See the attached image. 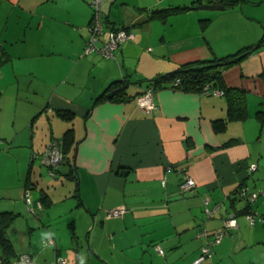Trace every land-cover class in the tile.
Masks as SVG:
<instances>
[{"label": "crops", "instance_id": "0c3cea01", "mask_svg": "<svg viewBox=\"0 0 264 264\" xmlns=\"http://www.w3.org/2000/svg\"><path fill=\"white\" fill-rule=\"evenodd\" d=\"M90 1L0 0V216L11 217L0 262L27 253L34 264H189L233 214L199 264H264V221L244 217L249 206L264 215V0H228L212 15L195 7L216 0H102L100 41L112 27L134 35L108 58L84 52ZM168 7L188 9L152 15ZM244 47L221 70L244 115L230 114L227 94L170 80L156 85L154 109L137 105L148 80ZM52 139L67 161L51 170ZM186 178L193 191L180 190ZM240 185L258 193L252 204ZM120 205L122 216H106Z\"/></svg>", "mask_w": 264, "mask_h": 264}, {"label": "built area", "instance_id": "2783aa9c", "mask_svg": "<svg viewBox=\"0 0 264 264\" xmlns=\"http://www.w3.org/2000/svg\"><path fill=\"white\" fill-rule=\"evenodd\" d=\"M102 0H91L90 5L92 9V16L89 23V36L86 40L84 52L90 53L92 51H96L100 53L103 58H108L114 56V50L124 41L128 39H132L134 37L133 33L124 28H115L111 29L107 35L106 40L100 41V35L103 31V20H102V8H101ZM100 43V44H99ZM179 78H175L173 81L174 87H178ZM203 94H214L219 95L223 94V91L218 88H212L209 84H205V86L201 89ZM155 89L153 87L146 88L141 94L136 96L137 105L140 108L151 110L154 109V97ZM62 152L59 148L58 142L55 140L51 141L46 149L43 156V160L53 167H56L62 162ZM256 165H252V170L255 169ZM195 186V182L192 178H186L179 184V188L182 192L193 191ZM237 195L240 198H243L247 201L248 205L252 204L257 198L258 193L255 191H250L247 186L240 185L236 191ZM26 201L29 203L30 198L28 192L25 193ZM209 197H204L203 202L205 205V213L206 216H210V208ZM127 208L125 205H120L111 209L106 210V216L119 217L122 216ZM244 217L248 220L249 223L254 224L257 220L264 221V215L257 212L254 208L249 206L247 210L244 212ZM237 224L236 217L233 214H228L224 220L222 227L214 231L211 234V239L204 245H202L200 249L199 256L189 264H199L204 261L211 254V246L215 243H218L222 237L224 236L227 229L235 226ZM202 233L207 234L206 229H202ZM155 249L158 253L162 254V249L156 245ZM14 264H34L31 259V256L27 253L19 254L14 260ZM51 264H68L67 260L63 257L56 258Z\"/></svg>", "mask_w": 264, "mask_h": 264}, {"label": "trees", "instance_id": "16d2710c", "mask_svg": "<svg viewBox=\"0 0 264 264\" xmlns=\"http://www.w3.org/2000/svg\"><path fill=\"white\" fill-rule=\"evenodd\" d=\"M206 1L207 2H214V0H206ZM216 1L222 2L225 5L231 4L230 3L231 1H228V0H216ZM198 2H200V0H198ZM186 9H188V7H168V8H162V9H155V10H152V15L156 16V17L157 16L158 17H166L171 12H177V11H182V10H186ZM206 20L207 19H204L203 21H206ZM121 28H124V27H121ZM112 29H115V27H112ZM124 29H126V28H124ZM261 41H264V38L260 39V42ZM245 48L246 47L240 49L235 54H231V55L224 56V57L213 58L211 60H196V61H190V62L183 63V64L179 65V67L175 70L169 71L162 76L159 75L156 78L148 80V82H147L148 85L146 88L153 87L155 89L156 85L160 84V82L163 80H170L171 81L170 86L172 88L195 89L198 91H201V89L205 86V84H209L210 87L218 88V89L223 91V94H227L228 100H229V112H230V114H232L234 116H242L245 114V105H244V101H243V96L239 95V93H237L234 90H231L230 88H227L223 85L222 79H221V70L224 67L229 66L230 64H232L233 62H235L239 58L243 57L248 52L247 50H249V49H245ZM175 78H179V80H180L178 87L177 86L174 87V85H173V81L175 80ZM123 82L122 81H114L110 84V87L114 86L117 83L118 84L120 83L121 85L124 86L126 84L125 83L126 80H123ZM66 116L70 117V114L67 113ZM72 130L73 129H68L65 132L64 137H63V142H66L71 137V134H72L71 131ZM53 140L54 141L56 140L58 142L59 148H60V141H58L57 139H52L51 141H53ZM47 145H46V147H47ZM46 147H45V149H46ZM60 150H61V148H60ZM61 152L63 155L62 156V162L64 160L67 161V157L65 156L64 151L62 150ZM44 153H45V150L43 152V156H44ZM48 166H50L51 170L53 168L58 167V165L56 167H53L51 165H48ZM2 217L3 216L1 215L0 216V247H1V250L3 252H7V250L10 247V243H9V240L6 236L5 229H6L8 220L11 217H9L8 220L5 221L4 223H2V220H3ZM2 260H4V261L0 262V264L4 263L6 261V258H4Z\"/></svg>", "mask_w": 264, "mask_h": 264}, {"label": "water", "instance_id": "95a60500", "mask_svg": "<svg viewBox=\"0 0 264 264\" xmlns=\"http://www.w3.org/2000/svg\"><path fill=\"white\" fill-rule=\"evenodd\" d=\"M196 9H203V10H224L226 8L225 4L222 2H214V3H203L199 4L195 7ZM264 38V35L261 36V39ZM259 42L255 45L258 46ZM116 92L115 89L109 91L106 96L110 97Z\"/></svg>", "mask_w": 264, "mask_h": 264}, {"label": "rangeland", "instance_id": "374dc122", "mask_svg": "<svg viewBox=\"0 0 264 264\" xmlns=\"http://www.w3.org/2000/svg\"><path fill=\"white\" fill-rule=\"evenodd\" d=\"M199 13H204V14H209L212 15L217 12V10H203V9H198ZM86 240V238H84Z\"/></svg>", "mask_w": 264, "mask_h": 264}, {"label": "clouds", "instance_id": "9594fccd", "mask_svg": "<svg viewBox=\"0 0 264 264\" xmlns=\"http://www.w3.org/2000/svg\"><path fill=\"white\" fill-rule=\"evenodd\" d=\"M81 264H83V261H81Z\"/></svg>", "mask_w": 264, "mask_h": 264}]
</instances>
